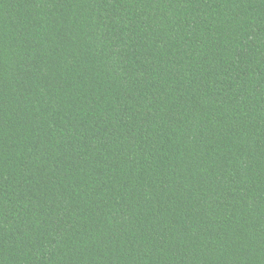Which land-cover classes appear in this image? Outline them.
Returning <instances> with one entry per match:
<instances>
[{"label":"trees","instance_id":"1","mask_svg":"<svg viewBox=\"0 0 264 264\" xmlns=\"http://www.w3.org/2000/svg\"><path fill=\"white\" fill-rule=\"evenodd\" d=\"M0 264H264V0H0Z\"/></svg>","mask_w":264,"mask_h":264}]
</instances>
